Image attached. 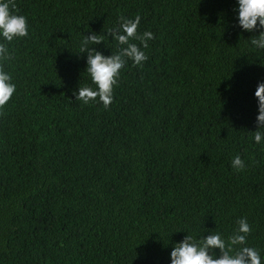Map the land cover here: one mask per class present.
Here are the masks:
<instances>
[{"label":"trees","instance_id":"1","mask_svg":"<svg viewBox=\"0 0 264 264\" xmlns=\"http://www.w3.org/2000/svg\"><path fill=\"white\" fill-rule=\"evenodd\" d=\"M11 3L28 31L0 57L16 85L0 106V264H169L185 235L226 239L240 218L264 264V50L235 0ZM136 16L147 60L126 59L107 107L76 100L95 87L83 36L115 53L109 30Z\"/></svg>","mask_w":264,"mask_h":264},{"label":"clouds","instance_id":"2","mask_svg":"<svg viewBox=\"0 0 264 264\" xmlns=\"http://www.w3.org/2000/svg\"><path fill=\"white\" fill-rule=\"evenodd\" d=\"M235 5L236 27L241 32H257L248 41L256 50H264V0H235ZM15 8L16 5L11 0H0V57L5 59L10 55L6 45L14 39L25 37L28 31L25 16L16 14L13 11ZM138 24V16L131 19L121 18L118 28L109 30L111 38L118 46V51L109 55L90 47L102 42L100 36L95 33L83 36L79 51L86 53L84 72L95 87L78 86L73 93L76 100L84 104L90 101L99 102L107 107L112 100L113 86L126 59L131 60L133 65H141L147 60L142 49L147 48V41L153 37L149 31L138 34ZM133 40H139L140 46L132 42ZM15 88L9 73L0 70V106L9 100ZM253 97L257 106V130L252 132V139L254 143L260 144L264 141V82L257 83ZM230 166L234 170L243 169L244 162L239 154L231 158ZM248 232L246 219L240 218L236 221L232 234L226 239L218 232H208L207 235L196 238L187 234L172 246L169 264H261V253L246 242ZM215 250H219L218 256Z\"/></svg>","mask_w":264,"mask_h":264}]
</instances>
